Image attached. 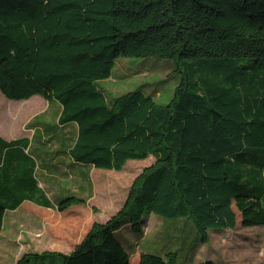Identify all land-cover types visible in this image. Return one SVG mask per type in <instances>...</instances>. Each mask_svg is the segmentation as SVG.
<instances>
[{
	"label": "trees",
	"instance_id": "obj_1",
	"mask_svg": "<svg viewBox=\"0 0 264 264\" xmlns=\"http://www.w3.org/2000/svg\"><path fill=\"white\" fill-rule=\"evenodd\" d=\"M121 56L175 61L185 77L170 104L136 90L109 106L97 83ZM196 62L194 72L212 73L200 87L187 82ZM0 90L58 103L59 124L77 125L75 164L119 172L155 158L116 215L57 254L62 264H131L115 234L127 224L141 232L151 214L191 218L204 244L209 230L264 228V188H251L245 172L264 170V0H0ZM29 145L0 138V240L6 212L24 202L59 213L87 205L51 202ZM134 261L179 264L175 253Z\"/></svg>",
	"mask_w": 264,
	"mask_h": 264
},
{
	"label": "rangeland",
	"instance_id": "obj_2",
	"mask_svg": "<svg viewBox=\"0 0 264 264\" xmlns=\"http://www.w3.org/2000/svg\"><path fill=\"white\" fill-rule=\"evenodd\" d=\"M200 65L198 62L193 64V71L187 80L188 83L199 82V87L202 85L201 78L212 76L208 66L201 72H194L198 71ZM184 77L185 74L173 60L121 56L114 62L111 77L98 82L97 86L105 94L109 106L118 97L136 90L143 91L159 105H168L183 85ZM60 116V105L49 104L40 95L15 101L8 99L0 90V138L8 143L15 142L12 139L30 141L26 152L37 163L35 178L38 188L52 203L72 196L87 203L86 206H73L64 213H59L57 209H46L51 211L46 216L51 221L45 226L42 217H36L26 210H21V213L8 212L0 241V264H18L29 254L56 255L46 256L44 259L32 258L25 264H62L57 254L70 255L73 249L65 246H73L84 237L83 231L74 235L75 240L70 243L60 244L69 238L64 233L65 227L70 226L68 221L82 222L83 214L88 217L90 213L95 220L88 222V231L95 223H106L108 218L114 216L108 213V209L114 207L115 212H119L124 207L135 180L155 163L153 156L144 160H130L119 172L75 164L68 152L77 140V125H60ZM246 169L247 179L251 184L249 186L259 189L258 192L261 193V187L264 188V170L255 166ZM262 202L264 203V198ZM71 209L80 211L81 215L72 214ZM10 215H16L11 224L16 230L21 229L20 232L12 228ZM24 221L35 226L33 231L36 241L33 244L28 235L29 229L19 226ZM55 222L62 224L53 228V236L44 235L45 228L49 230L50 225H55ZM140 226L141 232L127 224L115 234L118 242L131 256V264L135 263L137 253L162 258L175 253L179 264H264L263 227L209 230L208 243L204 244L191 218H164L151 214L143 218Z\"/></svg>",
	"mask_w": 264,
	"mask_h": 264
},
{
	"label": "crops",
	"instance_id": "obj_3",
	"mask_svg": "<svg viewBox=\"0 0 264 264\" xmlns=\"http://www.w3.org/2000/svg\"><path fill=\"white\" fill-rule=\"evenodd\" d=\"M20 139V138H19ZM12 140H15L16 141V139H12ZM80 208V207H79ZM83 208H85V209H87L86 207H83ZM21 210H26L27 212H29V213H31V214H33L34 216H40V217H42L43 218V220H42V222L44 223V226L48 223V222H50L51 221V219H48V218H46V216L47 215H50V210H46L45 208H41V207H37L35 204H33V203H31V202H24L23 204H22V206H21V208H19V209H17V210H14V211H10V210H8L7 212H6V214H5V218H4V223H5V219H6V215H8L7 213L8 212H15V211H18V212H22ZM109 211H108V213L109 214H111V216H113V215H115L117 212H115L116 210H115V208L114 207H110L109 209H108ZM70 212L72 213V214H77V215H81V212L80 211H78V210H74V209H71L70 210ZM113 213H115V214H113ZM86 214H88V212L86 213ZM84 216H83V220L84 221H82V222H76V220H70V221H68V223H69V227H65V234L67 233V237H69L68 239H65L63 242H61L60 244H65V242H68V243H70L71 241H73V240H75L74 239V235H76L77 233H80L81 234V232H83L84 231V233H82V236H84V234H85V232L86 231H88V222H90L91 223V221H94L95 219H94V217L92 216V214H90L89 213V216L88 217H86L85 216V214H83ZM16 215H10V217H11V219H12V221L10 222V224L13 222V219H16V218H14ZM29 218H31L29 215H27ZM110 218H108L105 222H107L108 220H109ZM57 223V224H56ZM61 224L62 223H60V222H55V225H50V229L49 230H47L46 228H45V233H43L44 235H47V236H53V233H52V230H53V228H56V227H58V226H61ZM11 226H12V228H14L15 229V227L11 224ZM19 226L21 227V228H23V227H25V228H27V229H29V232H28V235L30 236L29 238H31L32 240H31V242H32V244L34 243V241H36L35 240V232L33 231L35 228V226H33L32 225V223L31 222H26V221H24V222H20L19 223ZM68 226V225H67ZM4 228V227H3ZM81 228V229H80ZM20 230L21 229H18V230H14V231H18V232H20ZM64 233L62 234V235H64ZM2 235L3 234H1V239H2ZM13 235V234H12ZM81 240V239H80ZM80 240L78 241V243L80 242ZM1 241V240H0ZM75 245L76 244H74L73 246L71 245L70 246V244H67L65 247H67L68 249H73L74 250V248L73 247H75ZM28 248V247H27ZM26 252V251H25ZM64 254V253H63Z\"/></svg>",
	"mask_w": 264,
	"mask_h": 264
},
{
	"label": "water",
	"instance_id": "obj_4",
	"mask_svg": "<svg viewBox=\"0 0 264 264\" xmlns=\"http://www.w3.org/2000/svg\"><path fill=\"white\" fill-rule=\"evenodd\" d=\"M126 203V202H125ZM125 205V204H124Z\"/></svg>",
	"mask_w": 264,
	"mask_h": 264
},
{
	"label": "flooded vegetation",
	"instance_id": "obj_5",
	"mask_svg": "<svg viewBox=\"0 0 264 264\" xmlns=\"http://www.w3.org/2000/svg\"><path fill=\"white\" fill-rule=\"evenodd\" d=\"M214 263V262H213Z\"/></svg>",
	"mask_w": 264,
	"mask_h": 264
}]
</instances>
